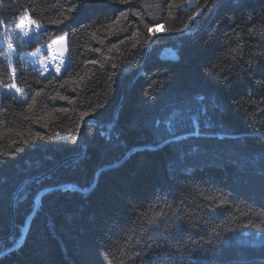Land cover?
<instances>
[{
	"label": "trees",
	"instance_id": "16d2710c",
	"mask_svg": "<svg viewBox=\"0 0 264 264\" xmlns=\"http://www.w3.org/2000/svg\"><path fill=\"white\" fill-rule=\"evenodd\" d=\"M0 264H264V0H0Z\"/></svg>",
	"mask_w": 264,
	"mask_h": 264
},
{
	"label": "rangeland",
	"instance_id": "374dc122",
	"mask_svg": "<svg viewBox=\"0 0 264 264\" xmlns=\"http://www.w3.org/2000/svg\"><path fill=\"white\" fill-rule=\"evenodd\" d=\"M200 11L202 12L203 10ZM200 15L201 13L199 17ZM18 32L25 42L40 41L39 46L34 51L25 52L22 58L38 69L43 77L48 76L50 73L60 76L68 64L67 35L60 34L49 42H43L41 41V27L31 22L28 17L21 20L18 26ZM2 90L7 94L16 92L13 85L4 86Z\"/></svg>",
	"mask_w": 264,
	"mask_h": 264
},
{
	"label": "water",
	"instance_id": "95a60500",
	"mask_svg": "<svg viewBox=\"0 0 264 264\" xmlns=\"http://www.w3.org/2000/svg\"><path fill=\"white\" fill-rule=\"evenodd\" d=\"M200 13H201V11H199L198 13H196V14L194 15L193 21H195V20H197V19L199 18V14H200ZM193 21H192V23H193ZM192 23H191V24H192ZM185 31H186V29H184V30H182V31H179V32L181 33V32H185ZM169 33H170V32H169ZM169 33L159 31V32L153 34V35L151 36V38H150L149 43H148V50L150 49V47H151V43H152V41L154 40V38H155L156 36H158V35H162V34H169ZM148 50H147V51H148ZM142 66H143V64H141V65L139 66V68H138V72L141 70ZM137 74H138V73H136L134 77H136ZM26 184H27V183L23 182V183L20 185V187H21V186H25Z\"/></svg>",
	"mask_w": 264,
	"mask_h": 264
}]
</instances>
